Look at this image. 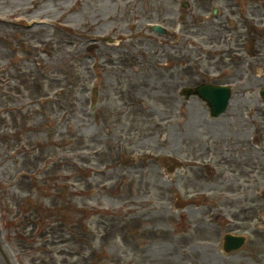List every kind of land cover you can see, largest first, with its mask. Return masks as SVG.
Wrapping results in <instances>:
<instances>
[{
    "label": "rangeland",
    "instance_id": "obj_1",
    "mask_svg": "<svg viewBox=\"0 0 264 264\" xmlns=\"http://www.w3.org/2000/svg\"><path fill=\"white\" fill-rule=\"evenodd\" d=\"M135 1L0 0V264H264L252 229L264 232V205L248 247L218 250L230 215L216 148L262 131L264 104L247 99L256 101L264 79L235 77L251 88L232 83L221 117L194 98L176 109L182 99L165 91L159 36L129 24ZM219 41L186 34L166 54L200 76L205 55L194 63L205 50L224 53L221 63L211 58L220 74L242 69V53L225 58ZM263 51L248 54L247 68ZM121 154L140 160L123 165ZM170 154L185 162L172 176L159 160ZM173 192L203 195V204L176 209Z\"/></svg>",
    "mask_w": 264,
    "mask_h": 264
},
{
    "label": "flooded vegetation",
    "instance_id": "obj_2",
    "mask_svg": "<svg viewBox=\"0 0 264 264\" xmlns=\"http://www.w3.org/2000/svg\"><path fill=\"white\" fill-rule=\"evenodd\" d=\"M162 1L163 0H148V3L146 0H136L135 3H137L138 13L135 17L131 18L129 24H137V26H133V29H143V26L141 28L139 22L143 21L145 24L148 22H156L166 29L164 33H156L154 30L152 31L150 27L153 34L156 33L159 36V46H163L159 52L160 65L163 67H160L158 63H156V65L158 64L159 69L162 70L161 76L163 82L168 87L165 89L167 93L172 92V96L178 98L181 97L180 93L184 89L196 88L202 84H211L215 86L240 84V89L242 87L251 88V83L249 82L247 86H242V77L238 80H234L235 77L242 73H244L243 75H254L258 80L264 79L263 56L258 57L256 60L258 67L255 69L251 67L249 69L247 68L248 51H246V43L248 40H251L253 45L250 53L255 51L260 56L261 52L264 50V41L258 45L260 46L263 44V48L261 47L259 49L256 45L257 37L260 40V38H263L262 36L264 34V0H164L166 4ZM184 1L189 3V10L181 13L180 9L177 7V3ZM172 4H174L173 8ZM191 10L194 13L193 15L190 13ZM178 28L181 33H184V36L189 34L191 36L193 35V37L196 35L203 37L209 33V38L217 39V41L220 39L222 40L223 37L225 41V47L223 49L228 48L227 41L230 43V49L224 57L229 58L230 54L234 53L237 55L238 52H241L242 56L237 62H239V66H241L242 69H236L231 74H220L218 71L220 65L215 66L211 58L218 57V63H221L224 60L223 55L219 53L217 55L212 53L211 50H205L203 53L197 51L199 53L197 54L198 62L194 63L197 65V69L200 68L198 63L204 59L203 54L205 55V75L200 76V74L195 75L193 73L192 75L186 72L187 70L193 72L195 69L188 63L183 64L179 58L175 59L173 56L170 57L166 54L167 45L175 46L174 41H179L176 34ZM144 30L149 31L146 29ZM251 34L257 37L252 36L247 40L245 36H251ZM168 57L170 59H168ZM172 58L177 62L175 63ZM226 63L229 64L228 62ZM185 77H187V81H185ZM262 86L253 94L254 98H256L255 102L252 101V95H250V99H247L249 104H264V100L258 93ZM170 95L168 97H170ZM194 97L195 96L188 99L184 98V100L181 97L182 100L178 108L176 105L175 108H183L184 106H182V103L185 107L188 106V101H191ZM169 99V105L173 107L171 98ZM194 99L198 100L197 97ZM256 112L258 113L259 111L255 110L252 114L255 115ZM261 114L264 116L262 112ZM234 116H236L237 119L242 118L238 114ZM255 119L258 120L260 118L255 115ZM218 147L222 149V156L219 162L221 171L219 180L221 182V191L223 194L221 202H223V204L225 203V212H229L230 215L226 218L225 228H227V231L233 233H251L252 236L253 233L250 231L252 227L251 220L254 219L255 216L254 210L264 205L263 125L262 131H259L257 135L233 137L232 139L222 140V142L216 146V148ZM205 149L207 152L210 151L208 148ZM226 154L235 156L229 157L225 156ZM236 205L239 207V214L230 212ZM242 216H244V218H242ZM252 229L257 236L256 243L260 242L259 234L264 242V232H261L257 226H254ZM218 250L220 251V248Z\"/></svg>",
    "mask_w": 264,
    "mask_h": 264
},
{
    "label": "water",
    "instance_id": "obj_3",
    "mask_svg": "<svg viewBox=\"0 0 264 264\" xmlns=\"http://www.w3.org/2000/svg\"><path fill=\"white\" fill-rule=\"evenodd\" d=\"M262 96L264 95V88L260 92ZM200 96H202L211 106V115L217 116L226 108V103L229 98L228 91L226 88H208V90H205L201 88V90L198 92ZM230 237H224V241L226 246H231L229 243H232L233 249H238L239 246H241L243 243L242 238L238 237L235 239H229Z\"/></svg>",
    "mask_w": 264,
    "mask_h": 264
}]
</instances>
